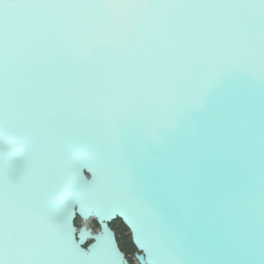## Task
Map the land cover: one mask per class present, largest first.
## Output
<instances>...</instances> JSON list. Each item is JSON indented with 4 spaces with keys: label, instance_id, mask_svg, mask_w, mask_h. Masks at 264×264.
Segmentation results:
<instances>
[{
    "label": "water",
    "instance_id": "95a60500",
    "mask_svg": "<svg viewBox=\"0 0 264 264\" xmlns=\"http://www.w3.org/2000/svg\"><path fill=\"white\" fill-rule=\"evenodd\" d=\"M116 218L264 264V0H0V264H128Z\"/></svg>",
    "mask_w": 264,
    "mask_h": 264
},
{
    "label": "bare ground",
    "instance_id": "6f19581e",
    "mask_svg": "<svg viewBox=\"0 0 264 264\" xmlns=\"http://www.w3.org/2000/svg\"><path fill=\"white\" fill-rule=\"evenodd\" d=\"M76 217V219L73 221V226L74 227H80V224H78V223H76V220H80L79 219V217H77V216H75ZM116 220H119L122 224H123V222L120 220V219H118V218H116L115 220H113V221H111V222H109L108 224H107V228L109 229V231H112L113 233H114V238H115V242H116V244H117V248L120 250V247H119V244H118V240H120V238H121V236H119V234H116V233H120V232H115L114 231V229H113V225H111V223L112 222H114V221H116ZM92 222H95V221H92ZM95 224L97 225V229L94 227V225L92 224V225H90V222L89 223H86V224H83V226H84V228H90L91 229V231H92V235H96V234H98V233H100L99 232V226H98V224L95 222ZM124 225V224H123ZM78 229V228H77ZM127 229V228H126ZM125 235L127 236V237H129L130 238V241H131V246L129 247V249L128 250H131L132 248H134V250H135V252H133V253H131V254H129L130 256H131V258L134 260V256L136 255V254H140L138 251H137V249H136V247L134 246V244H133V242H132V239H131V234H130V232L128 231V229H127V231L125 232ZM90 243H91V241H87V243H85L84 245H82V248L83 249H86L89 245H90ZM120 252L121 253H123L121 250H120ZM129 255H124V258H125V260L128 262L129 261ZM128 264H138L137 263V261L135 260L134 262L132 261V262H128Z\"/></svg>",
    "mask_w": 264,
    "mask_h": 264
},
{
    "label": "trees",
    "instance_id": "16d2710c",
    "mask_svg": "<svg viewBox=\"0 0 264 264\" xmlns=\"http://www.w3.org/2000/svg\"><path fill=\"white\" fill-rule=\"evenodd\" d=\"M93 225L94 227H97L95 222ZM111 225H113V229L115 232H120V233H116V234H119V236H121L120 240H118L120 250L125 255H129L135 252L134 248H132L131 250H128L129 247L131 246V241H130V238L125 235V232L127 231L126 227L119 220L112 222Z\"/></svg>",
    "mask_w": 264,
    "mask_h": 264
},
{
    "label": "rangeland",
    "instance_id": "374dc122",
    "mask_svg": "<svg viewBox=\"0 0 264 264\" xmlns=\"http://www.w3.org/2000/svg\"><path fill=\"white\" fill-rule=\"evenodd\" d=\"M76 223L80 224V220H76ZM92 224H94V222H90V225H92ZM95 228L97 229V227H95ZM123 254H124V253H123ZM124 255H125V254H124ZM129 261H130V262H132V261L134 262L135 259L133 260V259L131 258V256L129 255ZM129 261H128V262H129Z\"/></svg>",
    "mask_w": 264,
    "mask_h": 264
},
{
    "label": "flooded vegetation",
    "instance_id": "af4514ba",
    "mask_svg": "<svg viewBox=\"0 0 264 264\" xmlns=\"http://www.w3.org/2000/svg\"><path fill=\"white\" fill-rule=\"evenodd\" d=\"M130 262V261H129Z\"/></svg>",
    "mask_w": 264,
    "mask_h": 264
}]
</instances>
